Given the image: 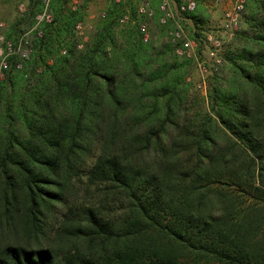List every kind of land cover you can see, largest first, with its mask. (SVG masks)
I'll return each mask as SVG.
<instances>
[{
    "label": "trees",
    "instance_id": "trees-1",
    "mask_svg": "<svg viewBox=\"0 0 264 264\" xmlns=\"http://www.w3.org/2000/svg\"><path fill=\"white\" fill-rule=\"evenodd\" d=\"M70 1L0 84V219L45 241L3 244L0 264H264V0L184 122L188 62L119 24L123 2L77 49L88 0Z\"/></svg>",
    "mask_w": 264,
    "mask_h": 264
},
{
    "label": "rangeland",
    "instance_id": "rangeland-1",
    "mask_svg": "<svg viewBox=\"0 0 264 264\" xmlns=\"http://www.w3.org/2000/svg\"><path fill=\"white\" fill-rule=\"evenodd\" d=\"M234 1L235 0H197L195 13L198 15L199 19L197 20V22H194L193 18L188 16L189 20L186 23V27L190 33V36L195 38V40L198 42L197 54L199 56V59L204 60L205 64H209L212 69H209L208 71H201L192 58L178 56L179 60H186L188 62V64L186 65L187 71L185 74V81L187 82L188 90L186 93V100L182 104L181 122H184V120L188 121L189 119H192L198 113L208 111L209 104L207 94L214 76H227L224 52L228 47H233L237 44L233 39L234 32L248 27L243 17L241 18L235 29H227L223 27L224 12L227 8H230L233 5ZM42 2L43 0H40V2H35V4H38L39 8L41 9ZM49 2L51 7V0H49ZM77 2L78 0H71L70 5L75 6ZM110 2H123L125 4V11L122 13V15L128 14L129 19L124 23H121L119 20V24L125 25L130 23L136 24L138 27V21L142 19L137 14V6L140 0H88L84 10V17L82 20L78 21L82 23L83 34L79 35L75 31V26L78 22H76L73 27V35L75 40L77 41V49L83 48V46L87 42H89L91 36L96 31L97 26L105 17ZM247 2L248 0H246L245 2V11L242 16L246 15V13L248 12ZM20 3H24V6L26 8L25 11L19 9ZM155 4V2L152 3V6L155 9V15L152 18L147 19L148 29L150 31V41L155 46H163L166 43L169 44L168 30L170 26L162 25L159 22L160 14ZM28 7L29 0H0V23L3 24V26H0V35H3L5 39L13 40L21 32L29 28L32 25V16L28 15ZM51 9L54 17L53 8L51 7ZM132 10L134 14L133 16L131 14ZM122 15L119 17V19L122 17ZM209 33L221 41V47L218 51L220 62L217 63L216 70H214L213 68L214 62L208 56V49L210 45L207 42V34ZM8 34L11 35V38L8 37ZM35 39L36 38H34V40ZM4 51L5 45L3 40L0 39V56ZM173 54L175 53L173 52ZM26 62L27 61L24 62L22 68H24ZM40 70L41 67H38L37 71ZM5 77L6 72L3 79L0 80V84ZM203 79L205 80V89L203 88L202 84L201 87L198 85L199 83H202ZM55 217V212L51 211V213L48 214L49 227L54 224L56 220ZM5 222V218L0 219V246L7 242H12L34 247L37 244L45 242L42 238L34 239L27 235L20 216L18 217L16 215L9 221L8 225H6ZM50 233L53 234V232ZM54 236L55 234H53V237Z\"/></svg>",
    "mask_w": 264,
    "mask_h": 264
},
{
    "label": "built area",
    "instance_id": "built-area-1",
    "mask_svg": "<svg viewBox=\"0 0 264 264\" xmlns=\"http://www.w3.org/2000/svg\"><path fill=\"white\" fill-rule=\"evenodd\" d=\"M157 4V8L161 13L159 22L162 25H169L168 42L173 52L179 57L192 58L201 71L211 70L209 64H205L204 60L199 59L197 54L198 42L190 36L186 27L189 20L188 13L194 12L197 7V0H140L137 6V14L142 19L138 21V29L141 33L142 40L147 42L150 40V31L148 29L147 19L155 15V9L152 3ZM246 0H235L230 8H227L223 16V27L235 29L242 18L245 11ZM19 9L25 11L24 3L19 4ZM53 12L50 7L49 0H43L42 7L34 16L32 25L25 31L21 32L15 39H5L0 35L5 45V51L0 56V80L3 79L6 70L9 68V57L17 58L15 67L21 69L25 61H27L33 51V40L39 38L43 34L42 25L53 21ZM128 14L122 15L119 19L121 23L127 22ZM0 26H3L0 23ZM77 34H83V26L78 22L75 26ZM207 42L209 43L208 56L214 62V70L217 69V63L220 62L218 51L221 47V41L212 34H207ZM81 46V45H79ZM206 88L205 80L198 85Z\"/></svg>",
    "mask_w": 264,
    "mask_h": 264
},
{
    "label": "crops",
    "instance_id": "crops-1",
    "mask_svg": "<svg viewBox=\"0 0 264 264\" xmlns=\"http://www.w3.org/2000/svg\"><path fill=\"white\" fill-rule=\"evenodd\" d=\"M156 5V7H157V4H155ZM158 9V8H157ZM159 14L161 15V13L159 12Z\"/></svg>",
    "mask_w": 264,
    "mask_h": 264
}]
</instances>
